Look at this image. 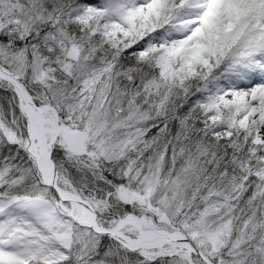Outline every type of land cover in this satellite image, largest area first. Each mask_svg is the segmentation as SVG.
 Returning <instances> with one entry per match:
<instances>
[{
    "label": "snow or ice",
    "instance_id": "1",
    "mask_svg": "<svg viewBox=\"0 0 264 264\" xmlns=\"http://www.w3.org/2000/svg\"><path fill=\"white\" fill-rule=\"evenodd\" d=\"M0 264H264V0H0Z\"/></svg>",
    "mask_w": 264,
    "mask_h": 264
}]
</instances>
